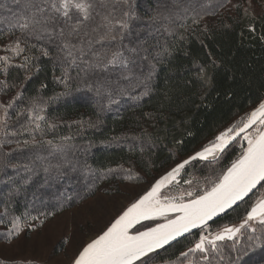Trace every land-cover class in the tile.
I'll use <instances>...</instances> for the list:
<instances>
[{
    "label": "trees",
    "instance_id": "obj_1",
    "mask_svg": "<svg viewBox=\"0 0 264 264\" xmlns=\"http://www.w3.org/2000/svg\"><path fill=\"white\" fill-rule=\"evenodd\" d=\"M247 1L138 0L140 19L130 22L131 32L123 41L114 42L100 39L105 29L101 16H94L84 29L86 50L89 38L92 51L101 54L121 44L148 49V60L104 69L90 66L94 63L90 52L69 67L55 38L51 43L31 39L29 44L36 47L14 55L5 46L21 36L18 30L14 35L9 32L14 23L9 9L19 8L13 0H0L5 5L0 8V56L11 61L7 72L0 61V104L22 93L7 116L0 109V117L7 121L6 135L0 134V240L16 234L14 220L20 230L30 228L97 191H107L106 184L117 189L123 176L135 172L154 176L213 141L221 128L264 100V0H250L259 7L255 13L247 10ZM97 3L108 5L98 8L102 14L114 7L119 16L121 0ZM157 10L171 15V20L152 22L149 17ZM72 43L79 44V38ZM25 56L30 58V71L20 67ZM34 98L43 102L42 131L34 130L27 113H21ZM238 155L233 145L214 167L197 160L184 170L200 186ZM248 199L209 225L240 220ZM198 232L149 254L147 263L177 262ZM249 235L264 236V231ZM232 244L219 243L212 264H264V243L250 246L244 240L234 248ZM194 260L204 264L200 257Z\"/></svg>",
    "mask_w": 264,
    "mask_h": 264
},
{
    "label": "snow or ice",
    "instance_id": "obj_2",
    "mask_svg": "<svg viewBox=\"0 0 264 264\" xmlns=\"http://www.w3.org/2000/svg\"><path fill=\"white\" fill-rule=\"evenodd\" d=\"M13 3L18 6L19 11L9 9L14 21L9 27V32L14 35L15 29L21 33V36H17L5 47L16 56L36 47L35 44H29L31 39L37 42L47 39L51 43L55 38L61 42L59 51L64 53L63 63H68L69 67L76 64L78 59L83 60L89 52L94 58V63H90V66L103 65L104 69L110 65L128 67L137 59L148 60L149 58L148 49L139 46L121 44L103 54L92 51L90 38L87 40V50L85 48V37H88V32L84 29L87 22L97 15L101 16L102 27L105 29L100 39L114 42L119 38L123 41L125 35L131 32L130 22L140 19L137 13L138 0L135 3L134 0H121L119 16L114 15V7L113 12L102 14L98 8H107L108 5L98 4L97 0H13ZM4 7V4H0V8ZM149 19L152 22L161 19L170 21L171 15H163L157 10ZM97 30L93 29L94 32ZM77 37L80 43H72V39ZM144 43L146 41L140 42V44ZM41 51L44 56L49 55L46 48L41 47ZM24 60L26 63L21 64L20 67L30 71V58L25 56ZM0 61L3 62L2 70L7 72L11 63L10 57L0 56ZM62 70L66 72V69ZM24 79L28 80L29 77L25 75ZM67 79L65 75L64 80ZM21 95V92H17L7 104H0V109L5 116ZM42 103L34 98L27 108L21 110V113H27L29 124L35 125L34 130L42 131L41 122L46 119L42 115L44 111ZM257 122L264 125V101H261L258 107L248 114L247 119L242 118L226 128L215 137L214 141H210L194 154L180 160L155 180L148 191L129 203L102 231L82 246L74 256L72 264H147L149 254L164 248L178 237L191 233L192 229H206L213 217L225 213L226 210L243 201L258 186L264 188V129L248 131ZM6 128V119L0 117V134L6 135ZM21 128L24 131L30 130L24 125H21ZM238 137L246 141L247 145L241 144L240 154L218 175L214 178H205L204 187L195 192L188 190L181 192L179 196L161 198V189L176 182L186 165L197 160L207 161L209 158L213 161L217 160L218 155ZM32 142L35 143L34 140ZM27 143L29 142L25 141V144ZM185 183L191 188V181H185ZM156 218H162L164 222L154 223L152 227L141 224V221H155ZM252 221H258L264 231V195L252 203L239 226H226L214 235H205L202 232L194 245L186 252H181L180 256L184 257L188 264H193L191 256L199 253L200 260L204 264H212V253L218 251L217 242L226 239L233 241L234 248L236 238L246 234L242 231L243 229L249 228L252 233L257 231L255 227H252ZM137 225L140 227H136ZM12 226L15 233L19 234L20 227L15 220ZM246 238L250 246L264 243V236L247 235ZM28 264H31V261Z\"/></svg>",
    "mask_w": 264,
    "mask_h": 264
},
{
    "label": "rangeland",
    "instance_id": "obj_3",
    "mask_svg": "<svg viewBox=\"0 0 264 264\" xmlns=\"http://www.w3.org/2000/svg\"><path fill=\"white\" fill-rule=\"evenodd\" d=\"M231 2L233 3L235 0H230L229 4ZM246 6L247 10L252 13L259 10V7L250 0L247 1ZM248 111L243 115L235 117L229 124L221 128L216 133L215 137L226 128L239 122L242 118L247 119ZM1 115L2 114L0 113V116ZM262 127L263 125H260L259 122H257V124L251 127L248 131L255 132L257 128ZM241 144L246 146L247 142L238 137L237 140L230 146L234 145L237 152L240 154ZM222 153L218 156V158L222 155ZM180 160L181 159H179V161ZM203 162H208V164L213 167L216 165L211 158ZM175 163H172L167 168L163 169L159 173H156L152 177L139 172H135V175H132L131 179H126V177L130 176H123L117 183V189H114L112 186H106V184L104 189L108 188L107 191L103 189L101 191H97L93 196L85 199L83 202L72 208L62 211L61 213H58L43 222H37L36 224L31 223L30 228L28 226H23L19 234H13V236L10 235L11 238L5 241L0 240V261L5 264H28L29 261H31V264H71L74 256L85 243L102 231L111 222V220H113L125 207L129 205V203L133 202L145 190H147L155 178L168 170ZM189 173V170H182L180 175L177 177L176 182L163 188L161 191V198L164 196H179L181 192L188 190L195 192L199 188L205 186V183L200 186L196 185V182L194 181L195 179L188 177ZM213 177H215L214 174L211 178ZM185 181L192 182L191 188L185 183ZM171 189L174 191L169 193V190ZM163 191L165 192L162 193ZM262 195H264V188H260L258 186V188L246 198H249L247 200L248 209H250L252 203ZM245 216L246 213L240 220L223 223L217 226H211L209 223L206 229H198L199 232L195 237L193 244L188 248L194 245L202 232L205 235H214L223 230L226 226H239ZM160 220L161 219L155 220V223ZM251 224L252 227L257 229V231H262V226L258 221H252ZM2 229L3 225L0 223V230ZM242 231L246 234L238 236L236 238V244H240L244 240L246 241V236L250 234L251 229L246 228ZM226 242L233 243V241L226 239L224 241H218L217 245L219 243ZM187 249H185V252ZM195 257H200V254L195 253L191 256L193 264L195 263ZM152 260L154 259H151V262L149 260L147 264H188V261L184 257L178 259L177 262H161Z\"/></svg>",
    "mask_w": 264,
    "mask_h": 264
},
{
    "label": "water",
    "instance_id": "obj_4",
    "mask_svg": "<svg viewBox=\"0 0 264 264\" xmlns=\"http://www.w3.org/2000/svg\"><path fill=\"white\" fill-rule=\"evenodd\" d=\"M263 101H264V100H263ZM260 103H261V102H260ZM260 103H258L257 105H255L254 107H252L251 109H249L248 114H250L254 109H256ZM253 126H254V125H253ZM253 126H252V127H253ZM249 129H250V128H249ZM249 129H248V130H249ZM261 129H264V125H263V127H262ZM232 143H233V142L229 143V145H228L227 147H229ZM227 147H226V148H227ZM226 148H225V149H226ZM198 150H200V148L194 150V151L191 152V153H189L188 155H186V156L183 157L182 159L187 158L189 155L194 154V152H195V151H198ZM220 154H221V153H220ZM220 154H219V155H220ZM219 155H218V156H219ZM182 159H181V160H182ZM178 162H179V161H178ZM176 163H177V162H176ZM176 163H175V164H176ZM175 164H174L172 167H174ZM170 168H171V167H170ZM170 168H169L168 170H170ZM168 170H166V171H168ZM166 171H165V172H166ZM165 172H163V173L160 174L157 178H155L154 181L151 183V185H152L153 183H155V180L159 179L162 175H164ZM151 185H150V186L148 187V189L145 190L141 195H143L146 191H148L149 188L151 187ZM162 190H163V188L161 189V191H162ZM251 194H252V193H251ZM141 195H140V196H141ZM249 195H250V194H249ZM138 198H139V197H138ZM138 198H136V199H138ZM246 198H247V197H246ZM246 198H245V199H246ZM245 199H244V200H245ZM244 200H243V201H244ZM241 202H242V201L238 202V203H237L236 205H234L233 207L237 206V205L240 204ZM233 207H232V208H233ZM125 208H126V207H125ZM232 208H231V209H232ZM231 209H229V210H231ZM229 210H226L225 213H227ZM225 213H220V214L217 215L216 217H213L212 220H210V221L208 222V224L211 223L212 221H214L215 219L219 218L220 216L224 215ZM170 215H171V214H170ZM157 219H161L160 221H158V223H163V222H164V220H163L162 218H156V220H157ZM148 221H151V220L141 221V224L146 223V222H148ZM137 226H139V225H137ZM137 226H136V227H137ZM152 226H154V224H153V225H150V226H148V227H152ZM198 229H200V228L192 229V230H191V233L194 232V231H196V230H198ZM141 230H143V229H141ZM188 234H190V233H186V234H184L183 237H185V236L188 235ZM95 236H96V235H95ZM95 236H94V237H95ZM94 237H93V238H94ZM180 238H182V237H178L175 241L179 240ZM175 241L170 242V244H172V243L175 242ZM170 244H169V245H170ZM166 246H168V245H165L164 248H165ZM162 249H163V248H162ZM158 250H161V249H157L156 251H158ZM71 264H72V263H71Z\"/></svg>",
    "mask_w": 264,
    "mask_h": 264
}]
</instances>
